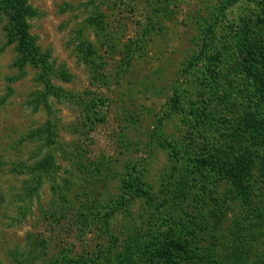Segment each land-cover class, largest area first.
Instances as JSON below:
<instances>
[{"label": "rangeland", "instance_id": "1", "mask_svg": "<svg viewBox=\"0 0 264 264\" xmlns=\"http://www.w3.org/2000/svg\"><path fill=\"white\" fill-rule=\"evenodd\" d=\"M16 1L36 51L0 0V264H264V0Z\"/></svg>", "mask_w": 264, "mask_h": 264}, {"label": "trees", "instance_id": "2", "mask_svg": "<svg viewBox=\"0 0 264 264\" xmlns=\"http://www.w3.org/2000/svg\"><path fill=\"white\" fill-rule=\"evenodd\" d=\"M1 4L3 7L9 11L10 14V25H11V33L12 37L17 39L21 43V48H23L25 52V60L33 58V53H35L36 48H34L33 37L28 33L27 30V13L26 9L18 3L16 0H1ZM251 46V47H250ZM240 54L242 57V66L246 69V71L254 77H257L255 70L253 69V52H252V44L247 43L246 41L242 44H239ZM237 161V160H235ZM234 161V162H235ZM43 165V162L41 163ZM240 162L236 165L235 169L231 170L226 168V173H228L231 177H233V181H237V176L239 178V188L247 190V184L249 183L248 174L246 170H242L244 167ZM200 165L203 167L210 166L219 168L218 162L216 160H204L200 162ZM44 167V166H39ZM230 168V167H229ZM238 169H241L240 172H237ZM237 175V176H236ZM250 185V184H248ZM130 186V185H129ZM137 193H144L143 188L138 184L135 185ZM174 251H180L181 253H187V244L175 242L171 240L167 242L162 250L157 252L155 259H161L163 261L171 262L174 258ZM31 255L25 256L24 254L16 253L13 256V260L16 264H33L31 261ZM154 260V258H153Z\"/></svg>", "mask_w": 264, "mask_h": 264}]
</instances>
